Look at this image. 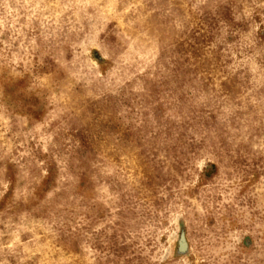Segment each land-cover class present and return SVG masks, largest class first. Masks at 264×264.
I'll return each mask as SVG.
<instances>
[{"label":"rangeland","instance_id":"obj_1","mask_svg":"<svg viewBox=\"0 0 264 264\" xmlns=\"http://www.w3.org/2000/svg\"><path fill=\"white\" fill-rule=\"evenodd\" d=\"M0 264H264V0H0Z\"/></svg>","mask_w":264,"mask_h":264}]
</instances>
